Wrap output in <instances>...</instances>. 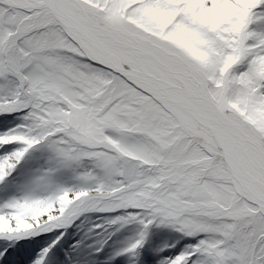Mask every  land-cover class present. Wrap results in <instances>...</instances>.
I'll use <instances>...</instances> for the list:
<instances>
[{"label":"snow or ice","instance_id":"snow-or-ice-1","mask_svg":"<svg viewBox=\"0 0 264 264\" xmlns=\"http://www.w3.org/2000/svg\"><path fill=\"white\" fill-rule=\"evenodd\" d=\"M0 264H264V0H0Z\"/></svg>","mask_w":264,"mask_h":264}]
</instances>
